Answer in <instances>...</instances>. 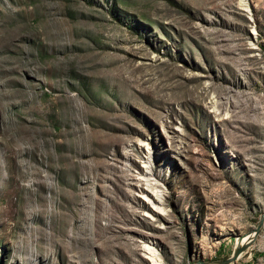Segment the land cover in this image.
Returning a JSON list of instances; mask_svg holds the SVG:
<instances>
[{
    "label": "rangeland",
    "instance_id": "rangeland-1",
    "mask_svg": "<svg viewBox=\"0 0 264 264\" xmlns=\"http://www.w3.org/2000/svg\"><path fill=\"white\" fill-rule=\"evenodd\" d=\"M263 214L264 0H0V264H219Z\"/></svg>",
    "mask_w": 264,
    "mask_h": 264
},
{
    "label": "bare ground",
    "instance_id": "bare-ground-1",
    "mask_svg": "<svg viewBox=\"0 0 264 264\" xmlns=\"http://www.w3.org/2000/svg\"><path fill=\"white\" fill-rule=\"evenodd\" d=\"M264 227V225H263ZM262 227V228H263ZM254 236V231L251 232L250 234H248L247 236H245L237 245H236V248H240L242 247V245H246V244H249L251 239H248V238H253ZM245 251V250H244ZM149 252H151V254L149 255L150 257H148V261H151L152 264H162L163 262L161 261L160 257L158 258L157 255H155L154 251L153 250H149ZM245 253V252H244ZM243 252H241L234 260L236 261L237 259H239L243 254ZM162 262V263H161ZM235 263V262H234ZM229 264H232V262H230Z\"/></svg>",
    "mask_w": 264,
    "mask_h": 264
},
{
    "label": "water",
    "instance_id": "water-1",
    "mask_svg": "<svg viewBox=\"0 0 264 264\" xmlns=\"http://www.w3.org/2000/svg\"><path fill=\"white\" fill-rule=\"evenodd\" d=\"M263 225H264V214L260 217L258 226L254 229V236H256L260 232ZM244 249H245V245H242V247L240 248H235L232 256L228 260L222 261L219 264H228L230 261L234 260L241 252H243Z\"/></svg>",
    "mask_w": 264,
    "mask_h": 264
}]
</instances>
